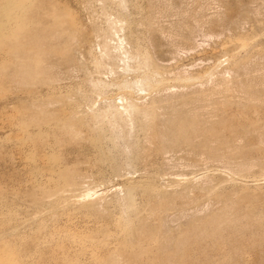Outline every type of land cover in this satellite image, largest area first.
I'll use <instances>...</instances> for the list:
<instances>
[{
	"label": "rangeland",
	"instance_id": "1",
	"mask_svg": "<svg viewBox=\"0 0 264 264\" xmlns=\"http://www.w3.org/2000/svg\"><path fill=\"white\" fill-rule=\"evenodd\" d=\"M132 2L137 6L135 12L130 7ZM105 3L111 5L113 12H115V8L123 9L130 16L131 21H138L137 31H139L136 34L138 41H136V45H133L126 42L127 39L123 40V45L128 52V57L124 59V62L112 60V64L101 69L102 74L92 75V77H99L103 81V84H99L98 88H92V84L87 80L89 75L86 69L77 71L73 81L65 80L63 82L66 85L73 82L80 84L81 89H83L81 95L76 92L74 86L67 87L66 93L75 97L72 99L73 101L78 99L85 101L83 104L85 113H83L82 118L86 123L82 128L86 131V140L81 144L78 153H68L66 161L60 163L69 166L71 162H75L76 167L82 173L79 185L76 186L75 190L67 191L64 190L65 187L58 185L63 193L61 192L59 196L56 194L52 196L54 190L52 192L53 188L50 186L48 192L52 198L49 196V199L40 200L42 190L37 189V187L41 184L52 185L51 180L45 174L46 171L29 172L30 170L22 165L14 168L12 161L15 155L8 147L9 140L4 139L0 132L1 264H19L24 260L21 258L24 249L35 251L34 256L40 254L39 259L55 255V258L65 259L72 264L74 262L75 264H111L114 260L119 264H149L152 259L150 252L151 255L134 252L138 245L136 239L131 237L130 240L128 238L117 241L114 239V234L122 227L127 232H131L133 229V233L137 235L135 227L141 215L151 208H156L158 205L163 206L164 203L169 202L173 193L180 190L184 185L188 183L199 184L203 180H208L207 183L210 185L217 183L209 190L190 192L189 200L183 207L170 208L171 206H168L169 212H177L178 214V212L185 211L182 215L186 214L182 218L180 217L182 215L179 214L181 221H178V225L173 221L168 223L171 228L174 227L172 230L177 232L176 234L186 233L184 224L190 219L200 217L205 213L207 215L220 211L221 208L228 211L227 216H238L241 217L242 221L249 219V222L250 220L251 222L257 220L258 215L256 214L261 212V205L264 204L263 162L259 164V161L253 160L255 163L252 162V166L242 170L238 166L239 161H242L241 157H238V148L233 147L231 148L234 151L232 149L227 150L231 158H235L234 160L228 159L229 163L228 160L227 164L225 162L223 164L221 161L203 162V164L201 162V164L196 165L198 167L187 165V159L183 158L185 155L182 150L176 149L177 151L157 153L156 140L153 138L151 130L147 128L151 122V115L145 111V108L155 102V113L160 118H166L169 111L164 102H170L173 106L179 107V97L189 95L188 97H192V99L183 104V108L195 111L207 126H216L224 116L225 118L232 117L235 114L236 103L258 104L264 107V82H262L264 80V0H106ZM117 3L118 5H116ZM80 14L88 23L92 22L101 27L106 25L103 4L97 0H86ZM223 16L225 17L223 18ZM157 17L159 18L156 19ZM228 20L230 25H228ZM119 24L124 26V29L118 34L121 36L127 34V21H122ZM147 24H150L151 27L148 28ZM174 24L178 28L173 27L172 29L171 26ZM184 24L186 25L184 26ZM237 26L239 27L237 28ZM179 28L180 31L177 30ZM153 31L158 32V34L156 32L157 36ZM161 31L163 32L161 33ZM148 32L155 34V36H152L151 33L149 35ZM164 32H167L166 36ZM165 43L168 44L165 45ZM153 48L154 50H152ZM238 63L242 68L244 67L241 68L242 74L239 75L234 70ZM247 64L248 67L245 66ZM122 66L126 68L124 72L121 71ZM1 74L2 72L0 73V119L2 105L13 96L15 89L12 81L3 75L1 76ZM239 76L240 79L243 78L242 80L246 85L249 84L254 89L252 94H246L245 88L242 90L237 86L235 87V81ZM253 76L259 80L253 79ZM259 77L262 79L260 80ZM93 114H96L97 117L90 121ZM252 136L246 140L251 139L255 145L258 138L256 135ZM240 142L239 144L245 143ZM259 142L255 146H261L264 149L263 144L261 145ZM43 177L49 181H44ZM85 186H88L90 191H95L96 194L80 199L76 195L82 192L86 188ZM28 190L32 193L30 194ZM221 190L224 202L211 204L210 200H215L217 193ZM35 199L39 200L35 202ZM99 199L102 200L99 209L91 210L90 201L95 202ZM47 200L48 202H46ZM55 200L57 204L54 202ZM54 203L56 205L52 207L51 204ZM201 203H204L202 204L204 205L203 213H201L202 211L196 212L195 206ZM35 205H38V208L34 207ZM46 207L49 209L47 210ZM156 212V214L160 213V211L159 213ZM194 212L196 216H194ZM198 213L200 214L198 215ZM246 215L247 218L249 217L248 219H246ZM263 220L264 217L261 218V221ZM254 225L249 228L253 229ZM33 234L35 236L38 234L40 237L33 238ZM47 234L50 239H42ZM90 235L92 238L88 239L87 236ZM34 239L40 240V244ZM32 241L35 242H33L34 247ZM192 241L194 244L190 241L184 245L185 248H188L183 247V253L185 252L186 256L183 254V259L180 256L177 264H204L203 261L197 260L198 257L195 253H192L198 248L197 246L205 244L204 240H196L197 243ZM22 242H24L23 248L20 246ZM191 244L193 245L191 246ZM193 247L194 251L191 249ZM109 252H113L115 255L109 256ZM242 256L244 264H257L248 258L246 252Z\"/></svg>",
	"mask_w": 264,
	"mask_h": 264
},
{
	"label": "bare ground",
	"instance_id": "2",
	"mask_svg": "<svg viewBox=\"0 0 264 264\" xmlns=\"http://www.w3.org/2000/svg\"><path fill=\"white\" fill-rule=\"evenodd\" d=\"M97 1L103 4V12L106 20V25L103 27L95 25L92 22L88 23L81 16L80 11L82 10V8H84L86 0H0V70L2 72L1 76L3 75L4 77H7L6 79H10V81H12L14 85L13 88H15L13 96L7 99L2 105V113L0 119V130L2 131L0 132L3 134L2 137H4V139L9 140L8 147L9 149H11L13 155H15L12 161L14 163V168H18L20 165H22L23 167L29 169V172L46 171L45 174H47L46 176L49 180H51L52 185L49 184L48 186L41 184V186L37 187V189L42 190L40 197L38 196L39 194L37 195L42 201L47 198L49 199V196L51 194L48 192V189H50V186H52L53 188L52 192L54 190L53 193L51 192L52 196L53 194L59 196L62 190L58 187V185H62V187H65L66 189L64 190L73 191L75 190L76 186L79 185V180L82 177V173L76 167L75 162H71L69 166L60 164L66 161V155L68 153H78L81 144L86 140V131L82 128L86 123L82 118L83 113H85V110L83 109V104H85V101L83 99L78 98L77 99L79 101H73L72 99L75 97L66 93V89L69 86H74L76 92L79 95L82 94L83 89H81L80 84L78 83L73 82L66 85L63 82L65 80L73 81L74 77H76L77 71L86 69L89 75L87 80L89 81V83L92 84V88H98L99 84H103V81L99 77H92V75L102 74L101 69L108 66L109 64H112V60L115 61L116 59L117 61L124 62V59L128 57V52L123 45V40L127 39L128 41L126 40V42L133 45L137 43L136 41H138L136 37V34L139 31H137L138 21H131L130 16H128L127 12H125L123 9L115 8V12H113L111 5H106V0ZM116 5H118V3ZM130 7L133 9V12L137 10V6L134 2L131 3ZM159 17H157L156 19H158ZM224 17L225 16H223V18ZM122 21H127L126 30H128V32L126 31V36L125 34H123L122 36L118 34L119 31L124 29V26L119 24ZM228 23V25H230L229 20ZM179 24L181 25V23ZM185 25L186 24H184V26ZM147 27L150 28V24H147ZM171 27L172 29L173 27L178 28L175 24ZM238 27L239 26H237V28ZM180 28L177 30L180 31ZM156 32L157 31H153V33L155 34ZM162 32L163 31H161V33ZM150 33L148 32L149 35ZM155 34H152V36H155ZM163 41L165 42L164 39ZM167 44L168 43H165V45ZM154 48L152 50H154ZM256 64L258 65V63ZM245 66L248 67V64ZM241 68L242 66H240L239 63L236 64L234 67V70L238 75L242 74L240 70H242L244 67L242 69ZM255 68L258 69L257 67ZM125 70L126 68L122 66L121 71L124 72ZM255 76L257 77V75ZM256 77L253 76V79ZM261 77H259L260 80L262 79ZM242 79H240V76L237 77V80L235 81V87L237 86L239 89L242 90L245 88L246 94H252L254 92V89L249 84L246 85ZM256 79L255 81H257ZM232 80L234 81V78ZM262 82H264V80ZM258 87L261 86L258 85ZM188 96L183 95L179 97V107L173 106L170 102H164V104H166L165 106L169 111V114L166 118H160L159 115L155 113V102H153L148 108H145V111L151 115V122L147 125V128L151 130L152 136L156 140L157 153L162 154L167 151H174L176 149L182 150L185 156L182 153L181 154L184 156H182L183 158L187 159V165L195 167L199 163L201 164V162L203 164V162L221 161L224 164V162L226 163L227 160L231 158L227 150L232 149V151H234L233 148H238V157H241L242 161H239L240 163L236 164H238L239 168H242V170H244L243 168L252 166L251 163L254 161H259V164H262L260 162H263L264 165V149L261 146H255L258 141H260L259 144H263L262 146H264V107H261L258 104L246 105L244 103H236L234 107L235 114L232 117L225 118L224 116V118L221 119V121L216 126H207V124H205V122L200 119V116L195 111L186 110V108H183V104H186L192 99V97ZM96 117L97 115L93 114L91 116L90 121H92V119H95ZM206 122L208 123V120ZM252 135H256L258 138V141L255 145L251 142V139L246 140L249 137L251 138ZM240 141L245 143L239 144ZM180 159L181 158L179 157V160ZM234 159L231 158V160ZM229 162L230 161L228 160V163ZM256 163L258 164V162ZM242 170L240 169V171ZM34 177L35 176H33V178ZM42 179L44 181H47L44 177ZM207 182L208 180H203V182H200L199 184L188 183L183 187L181 186L182 188L180 190L173 193V197L170 199L169 202L164 203L163 206L158 205L156 208H151L145 214L139 217L137 225L135 227L137 235L136 233H133V229L131 232H127L124 231L122 227H120V229L114 234V239L117 241L119 239L121 241L122 239L128 238L130 240L131 237L132 239H136L138 241V245L135 249L136 251L134 252L140 254L150 252L152 254V259L149 264H177V261L179 260L180 256L181 258L183 254L186 256V253H183V250L185 248L184 245L190 241L194 244L192 240L197 243L196 240L199 239L200 241L204 240L205 244L201 245L199 243L200 245L197 246L198 248H196V246L194 245L197 251L195 250V252L192 253H195L198 257H196L197 260L199 259L200 262L203 261L204 264H244L242 254L245 252L248 254V258L252 259V261L256 262L257 264H264V246H262V244L264 243V220L261 221V218L264 217V204L261 205V212L259 214L255 213L256 215H258L257 220L260 221L257 223L255 222L257 220H252L254 222H251L250 220L249 222V217L247 218V215L246 219L248 220L246 221L248 222H246L245 220L242 221L241 217L239 218L238 216H227L226 213H228V211L223 210V208H221L220 211H216L207 215H205V213L204 215L202 214V216L200 217L198 216L190 219L186 223L184 222V230L186 231V233L183 232L180 234H176L177 232L175 233V231L172 230L174 227L171 228L168 225V223L172 221L173 223L178 225V221H181V218L186 216V214L184 216L182 215V213L184 214L185 212L183 209L181 210H183L184 212H178V214L177 212H169L168 206H171L170 208L176 206L183 207L186 201L189 200L188 198L190 196V192H192L193 190L197 192L209 190L210 188H213L215 186V183H217L215 182L213 183V185H210ZM87 187L76 196L81 199L92 197L93 194H96L95 191H90V189ZM31 191L33 190L31 189ZM29 193L31 194L32 192L29 191ZM222 194L223 193L221 190L219 193H217V198L213 201L210 200V203L215 204L221 203L222 201L224 202ZM50 198L52 197L50 196ZM38 200H36L35 202H37ZM50 200L52 201V199ZM46 202H48V200ZM54 202L56 203V200ZM90 202L92 204L91 210L99 209L102 200L99 199L98 201ZM55 203L51 204L52 207H54L53 205L57 204ZM204 203L197 204L195 206L196 212L202 211L201 213H203L204 205L202 204ZM34 207L38 208V205H35ZM48 209L49 207L47 208V210ZM156 211H158V213L160 211V213L156 214ZM82 213L84 212L82 211ZM179 214L182 215L180 216V220ZM193 214L194 216H196L195 212ZM199 214L200 213H198V215ZM252 217L253 216H251V218ZM254 223L257 227L254 225ZM251 225H254L256 228L253 226V229H250L249 227ZM38 234L36 236L40 237L38 236ZM34 236L32 237L36 238V236ZM87 238L91 239L92 237L90 235L87 236ZM42 239L48 240L50 239V237L47 234ZM37 241L39 242L38 244H40L41 241ZM24 242H22V245H20L22 246V248L24 247ZM33 242L34 241H32V244ZM42 243L44 242L42 241ZM46 243L48 242L46 241ZM193 244H191V246ZM34 246L35 245L33 244V247ZM194 247L191 249L193 250ZM39 248L41 249V247ZM185 249L188 248L186 247ZM28 250L24 249L23 252L21 251V258H24V260L19 264H72V262L70 263L65 259L59 260L55 258L54 254H52L54 255L53 257H45L39 259L38 256L40 254H37L38 256H34L35 251ZM110 255L113 257L115 254L111 252L109 256ZM188 257L190 256L188 255ZM193 260L195 259L193 258ZM111 264L119 263L114 260Z\"/></svg>",
	"mask_w": 264,
	"mask_h": 264
}]
</instances>
